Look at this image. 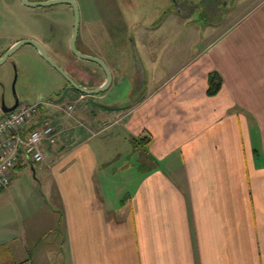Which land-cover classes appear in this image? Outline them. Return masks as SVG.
<instances>
[{"label": "crops", "instance_id": "crops-1", "mask_svg": "<svg viewBox=\"0 0 264 264\" xmlns=\"http://www.w3.org/2000/svg\"><path fill=\"white\" fill-rule=\"evenodd\" d=\"M162 3L163 15L138 28L147 74L131 82L133 94L96 96L66 145L56 125L58 139L41 163L23 166L52 177L51 206L0 231L10 254L0 264H29L30 241L36 256H62V264H264V24L254 23L264 15L241 17L223 32L206 24L208 44L190 55L172 44L173 34L154 38L170 19L182 38L198 31L194 17ZM97 20L100 47L87 33L80 45L104 61L108 54L113 85L121 67L110 57L106 18ZM211 71L222 80L213 95ZM143 130L152 135L146 152L131 139ZM128 154L136 171L126 177L135 164Z\"/></svg>", "mask_w": 264, "mask_h": 264}, {"label": "rangeland", "instance_id": "rangeland-1", "mask_svg": "<svg viewBox=\"0 0 264 264\" xmlns=\"http://www.w3.org/2000/svg\"><path fill=\"white\" fill-rule=\"evenodd\" d=\"M164 1L165 0H76L79 9L77 39L79 44L82 42L81 36L87 33L89 36L92 35V43L99 48L103 37L100 35L99 30L97 31L100 26V22L97 19L104 16L107 20L105 23L109 27L110 57L113 56L117 59V64L121 67V74L119 76L114 68L116 76L114 84H111L110 89H106L92 96L73 94L75 91L72 93L64 92L63 88L66 84L65 78L45 61L30 44L22 45L13 52L11 56L13 64L10 62L0 64V81L5 82L9 86L14 79V73H16L14 88L16 93L20 96L19 102L28 104H33L38 100H45L48 102L46 111L44 110V112L47 114L52 124L54 126L58 125L59 130H62L60 143L63 141L64 145H66L69 137L67 131H69V128L83 123L85 111L90 103H99L100 95L107 90L108 99L113 96H125L131 88V82L135 81V84L137 82L139 84V77L142 78L143 75L147 74L144 67L145 58L140 48L135 46L139 38L138 28L139 25H150L151 22L157 21L160 15H163L161 11L164 7L162 3ZM261 3H264V0H215L211 5L213 15L204 13L198 16L188 13V9H190L192 5L187 7L179 2L180 5H172L175 11L174 13H176V9H180V11L186 12L184 15H191L194 17L193 23H195L198 31L193 30L194 33L191 32L190 24L187 23L185 26H182V28L186 32L189 30L190 33L186 38H182V34L177 32L180 29L177 20L170 19L165 26L156 32V36L158 37L154 38L157 39V41L161 39V42H163L164 38L168 39L166 38L168 34H173L172 44L178 47H187L190 50L188 54L191 55L194 54L195 51L205 47L209 42V39L204 37V33L201 30L204 29L206 24L216 25L218 23V25H216L219 26L217 32H223L229 27H232L241 17L252 20L253 17L251 19V16L253 15H264V5L260 7ZM165 4L168 9L166 13L169 14L168 11H170L171 5L168 3ZM205 7L209 8L210 6L206 5ZM216 7H219L221 12L219 9L216 10ZM46 9H54L56 15L47 16L48 13H44ZM9 14L8 27L5 34H3L5 36L1 40L3 45L5 42L10 43L11 41L23 38L41 39L48 55L57 64L64 65L74 76V79L81 85H91V87L94 88L104 81V72L97 63L78 58L70 51L68 42L73 30V14L67 7L63 6L61 3H55L51 6L32 7L23 4L21 0H13ZM175 16L178 17V15L173 14V18H176ZM85 17H91L94 22H88L89 20ZM178 20H182L183 22L187 21L185 17ZM254 23L257 25L264 24V22ZM90 27H92V30ZM147 34L149 36V32L144 35V39H146ZM152 34H154V32ZM103 45L105 49V42H103ZM100 55L99 53L95 54V56L101 58ZM102 55L106 58L105 61L108 65H114L108 58V54L103 53ZM134 90L131 89L129 91L130 95L133 94ZM142 92H144V90L142 91V89H140L138 92H135V95L137 96ZM68 104L73 105V109L69 113L65 111L66 105ZM90 107L97 108L95 105H90ZM74 114H77L80 119L74 120ZM46 147L47 144L44 145V149ZM52 152L53 151L50 153ZM125 159V157L121 158L119 163ZM127 159L135 163L134 166L131 165V170L125 171V176L129 177L136 171L137 158L134 154H128ZM117 164L118 163L114 165ZM121 177L123 178L124 174H121ZM122 183L128 184L129 187L132 182L128 183L123 181L121 184ZM51 184L52 177L50 175L47 176V174L46 177H40L38 169L37 167L35 168V166L28 165L25 168H17V170L14 171L13 178L8 188L0 192V231L5 227L20 226L22 222L26 221L27 216L34 219L46 206L50 207L51 202L48 198V194ZM12 244L13 246L19 247L21 241L15 238ZM28 248L32 249L31 261L29 264H62V256H36V248L33 246L32 241L28 242ZM9 255L10 254L4 247H0V256Z\"/></svg>", "mask_w": 264, "mask_h": 264}, {"label": "built area", "instance_id": "built-area-1", "mask_svg": "<svg viewBox=\"0 0 264 264\" xmlns=\"http://www.w3.org/2000/svg\"><path fill=\"white\" fill-rule=\"evenodd\" d=\"M45 100L33 104L19 103L11 111L0 115V191L6 189L17 168L27 163H39L44 158V145L54 144L59 130L43 111ZM72 104L66 105L69 113Z\"/></svg>", "mask_w": 264, "mask_h": 264}, {"label": "flooded vegetation", "instance_id": "flooded-vegetation-1", "mask_svg": "<svg viewBox=\"0 0 264 264\" xmlns=\"http://www.w3.org/2000/svg\"><path fill=\"white\" fill-rule=\"evenodd\" d=\"M12 1L13 0H0V58H2L4 56L5 53H7L8 49L10 48V46L12 44H14L15 42H17L18 40H14V41H11L10 43H4V45L1 43V40L2 38L5 36L3 34H5L6 30H7V27H8V19H9V16H10V10H11V6H12ZM29 1H33V2H40V1H46V0H29ZM170 1V3L172 5H180L179 2L182 3V5H186L187 7L192 5L190 9H188V13L191 14V15H200V14H212L213 15V11L211 9V5L212 3H214L215 0H168ZM225 3V2H224ZM63 6L67 7L73 14V11H72V7L70 6V4H67V3H61ZM53 5V4H52ZM206 5H209L210 7H205ZM28 6V5H27ZM51 6V5H49ZM32 7H35V6H32ZM186 7V8H187ZM216 10L219 9V7H216L215 8ZM50 10V11H49ZM178 13L180 14H186V12H183V11H180V9H176ZM209 10V11H208ZM220 12H221V9H219ZM45 14H47V16H50V15H56L54 9H46L44 10ZM210 12V13H208ZM52 18V17H51ZM72 34V33H71ZM35 39V38H33ZM77 39H78V36H77ZM37 40L38 42H40L43 47L45 48L44 46V43L42 42V40L40 39H35ZM70 40V39H69ZM78 45H79V48H78ZM33 46V45H32ZM68 46H69V42H68ZM34 47V46H33ZM37 51V53L40 55V52L39 50L34 47ZM76 48L78 50H80L81 52H84L82 50V47L81 45L78 43V40H76ZM70 49V47H69ZM46 50V48H45ZM71 51V50H70ZM47 52V51H46ZM72 52V51H71ZM85 53V52H84ZM13 54V53H12ZM12 54L8 55L5 60L2 62V63H5V62H10L12 63V60H11V56ZM48 54V53H47ZM41 56V55H40ZM49 56V55H48ZM50 57V56H49ZM51 58V57H50ZM52 59V58H51ZM53 60V59H52ZM0 63V64H2ZM13 64V63H12ZM59 65V64H58ZM64 71H66V73L74 80V76L70 73L69 70H67V68L64 66V65H59ZM15 81H16V73H14V79L12 81V83L8 86L5 82L3 81H0V115L3 114V113H6L8 112V108H10L11 106H13L14 104L17 103V105L20 103L19 102V95L16 93V90L14 88V85H15ZM66 84H65V87L63 88L64 92H68V93H72L74 91H77L75 88H73L66 80H65ZM77 82V81H76ZM78 83V82H77ZM112 83V82H111ZM79 85H81L80 83H78ZM83 87H86V88H92L91 85H81ZM73 94H76L75 92ZM81 96H88L87 94H79Z\"/></svg>", "mask_w": 264, "mask_h": 264}, {"label": "water", "instance_id": "water-1", "mask_svg": "<svg viewBox=\"0 0 264 264\" xmlns=\"http://www.w3.org/2000/svg\"><path fill=\"white\" fill-rule=\"evenodd\" d=\"M21 2L28 6H46V5H52L55 3L70 4V6L72 7V11H73V30H72V34L69 40L70 50L78 58H83V59L90 60V61L97 63L102 68L104 75H105V79L100 85L94 88H86V87L79 85L76 81H74L66 73V71H64L54 60H52L48 56L43 45L33 38H23V39L18 40L14 44H12L10 48L8 49L7 53H5L2 58H0V63H2L8 55L15 52V50H17L20 46L25 45V44H30L36 47L39 50L41 57L45 61H47L54 69H56L65 78V80L73 88H75L78 92L87 94V95H96L108 89V87L110 86L112 82V73L108 65L105 63V61L98 56L81 52L80 50L76 48V40H77L78 28H79V9H78V4L76 0H46V1H40V2L21 0ZM16 106H17V103L11 106L10 108H8L7 111H11L15 109Z\"/></svg>", "mask_w": 264, "mask_h": 264}, {"label": "trees", "instance_id": "trees-1", "mask_svg": "<svg viewBox=\"0 0 264 264\" xmlns=\"http://www.w3.org/2000/svg\"><path fill=\"white\" fill-rule=\"evenodd\" d=\"M221 81L222 80H221L220 75L216 71H211L208 74V86H207L206 92L209 95L215 94L219 90V88L221 86ZM75 92H76V94H82V93H80L78 91H75ZM42 109H43V111L45 110L44 108H42ZM131 139H132V142L134 144L133 145L134 147H140L146 152L147 151V149H146L147 146L152 141V135L147 130H143L140 134H138L137 136L132 137ZM12 264H18V263H12Z\"/></svg>", "mask_w": 264, "mask_h": 264}]
</instances>
